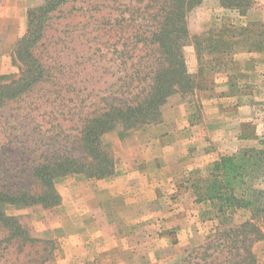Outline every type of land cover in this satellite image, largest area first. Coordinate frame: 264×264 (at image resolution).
<instances>
[{
    "label": "rangeland",
    "instance_id": "obj_1",
    "mask_svg": "<svg viewBox=\"0 0 264 264\" xmlns=\"http://www.w3.org/2000/svg\"><path fill=\"white\" fill-rule=\"evenodd\" d=\"M45 1L0 0V84H8L18 76L14 45L25 33L27 11ZM134 1H137V6L143 4L141 0H76L53 14L40 50L43 58L55 59L62 65L65 74L60 82L64 86L61 93L54 97L49 92L56 90V86L41 85L32 94L0 110V186L14 187L27 181L32 161L43 150L51 152L56 146L55 141L71 148L74 122L80 113L78 109L68 111L63 108L64 102L67 100L66 106L77 105L82 110L89 101H98L97 96L103 94L101 90L113 83L115 78L123 76L124 69L119 63L133 53L114 55L112 61L99 57L101 51L96 52L92 47L95 43V48L98 46L99 38H92L97 35V24L104 19L121 23V18L132 19L131 26L146 24L145 20L136 18L137 14L121 13L123 5ZM185 26L188 37L182 54L186 71L193 77L195 87L192 93L169 97L160 110L159 122L153 126L159 124L164 113L175 106L190 104L196 114L201 112L208 102L203 101L212 94L228 95L226 111L222 109L221 113L228 119L227 129L231 138L241 140L243 146L234 153L243 149L264 152V0H251V6L241 11L222 8L218 0H202L186 14ZM122 42L116 44L117 48L121 49ZM215 46L218 47L214 52L216 55H210L209 48L214 49ZM86 56L89 57L85 59ZM51 74L56 75L54 72ZM224 77L228 78L229 88L215 83V79L223 83ZM215 84L217 89L213 90ZM91 90L92 94L88 96ZM44 95L52 98L48 99L50 102L43 101ZM53 124H59L61 128L52 127ZM226 124L227 120L217 125V129H225ZM148 126L152 125L127 131L115 129L101 137L102 145L113 158L114 170L115 163L128 155L124 151L127 144H130L127 148L131 149L136 143L146 142L145 128ZM220 142L217 141V146L223 144L230 147L232 140ZM205 143L212 145V142ZM215 161L196 167L190 176L185 175L178 180L187 184L194 194L197 206L194 210H197L199 221H213L211 225L190 226L189 231H184V241L188 242H181L183 240L178 238L180 234L176 228L160 225L166 219L162 214H145L144 219L136 222L139 216L123 213L117 216V222L122 221L119 230L116 229L121 236L120 243L107 250L101 241L102 221L98 209L102 208L107 213L111 207L107 195L98 188L99 183L108 181L112 176L97 180L83 175H69L55 180V189L60 196L57 206L49 209L37 205L3 207L5 215L14 217L30 237L49 244L35 243L22 249L18 248V243L4 242L0 245V264H31L43 247L47 251L53 249L44 264H181L207 244L239 241L240 236H230L229 240L223 234L245 221H251L263 235L262 240L251 241L248 245L255 259L253 264H264V208L259 207L254 215L251 209L237 210L231 216L227 215L230 220L224 222L210 203L200 201L196 188L201 186V180L208 177ZM182 183L178 185L180 189L184 188ZM248 186L263 190L264 172ZM174 194L178 193L174 192L172 196ZM150 203L147 202L146 209H150ZM156 203L159 206V199ZM125 221L127 224L123 225ZM5 235L0 230V241ZM77 243L81 246H76ZM180 243L181 246L178 245ZM221 253L226 257L224 251Z\"/></svg>",
    "mask_w": 264,
    "mask_h": 264
},
{
    "label": "trees",
    "instance_id": "obj_2",
    "mask_svg": "<svg viewBox=\"0 0 264 264\" xmlns=\"http://www.w3.org/2000/svg\"><path fill=\"white\" fill-rule=\"evenodd\" d=\"M75 1L46 0L42 5L27 11L25 33L15 43L13 50L14 60L18 64V76L8 84H0V110L9 103L32 94L41 85L56 86V90L49 92L54 97L61 93L64 84H61L60 80H63L65 74L62 65L55 59L43 58L40 49L44 46V33L53 14ZM141 1L143 4L138 6L135 3L137 1L123 5L121 13L131 16L137 14L136 18L145 20L146 24L131 26L133 20L126 21L125 18L120 20L122 25L111 19H104L97 24V35L92 38H99L97 43L100 49L98 46L95 48L96 43L92 47L96 52L101 51L99 57L112 61L114 55H126L128 52L136 54L133 56L132 53L128 57L132 62L127 59L119 63L124 69L123 76L115 78L113 83L101 90L103 94L97 96L98 101H89L82 110L77 105L66 106L67 100L64 102L63 108L68 111L78 109L80 113L74 122L71 148L61 141H55L56 146L51 152L43 150L32 161L27 181L14 187L0 186V230L6 234L0 245L4 242H14L22 249L30 248L35 243L48 245V242L30 237L14 217L5 215L3 207L37 205L49 209L60 203L55 180L69 175H83L88 179L97 180L112 176L114 161L102 145L101 137L115 129L127 131L142 125L156 124L159 122L160 110L169 97L174 94H189L194 90L195 82L186 71L182 48L188 37L186 14L202 0ZM218 2L222 8L238 11L251 6V0ZM121 41L124 42L119 49L116 44ZM229 48L231 49V44ZM211 49L212 47L209 48V54L216 55L214 52L218 47ZM51 72L56 75L52 76ZM90 94L92 90L88 96ZM42 99L44 102H50L48 99L52 98L45 96ZM79 102L81 103V100ZM52 127L61 128L59 124H53ZM263 155L262 150L243 149L213 162L208 177L201 180V186L196 188L200 201L210 203L224 222L230 220L226 217L237 210L251 209L254 215L259 207L263 209L264 189L254 190L248 186L249 182L257 180L264 172ZM223 236L229 240L230 236L241 238L237 242H221L200 247V250L194 251V255L181 264L254 263L251 246L248 244L262 240L263 235L251 221H245L227 230ZM4 249L6 247L2 248ZM52 251V248L47 251L43 247L37 259L30 263L44 264ZM216 251L218 253L215 254ZM223 251L226 257L222 256ZM195 260L199 262H194Z\"/></svg>",
    "mask_w": 264,
    "mask_h": 264
},
{
    "label": "crops",
    "instance_id": "obj_3",
    "mask_svg": "<svg viewBox=\"0 0 264 264\" xmlns=\"http://www.w3.org/2000/svg\"><path fill=\"white\" fill-rule=\"evenodd\" d=\"M215 83L229 88L227 77H224L223 83L217 79ZM217 84L213 86V90L217 89ZM220 96L212 94V97H207L203 103L208 102L202 107L201 114H194L193 107L187 103L168 109L170 111L164 113L159 124L145 128L146 142L134 144L132 152L127 148L130 144L125 146L124 151L128 155L115 163L112 177L99 183V190L97 189L107 195L111 207L107 213L102 208L98 209L102 221L101 241L107 250L120 243L121 236L116 233V229L119 230L122 221L117 222V216L123 213L139 216L136 222L144 219L145 214H162L166 219L160 225L176 228L180 234L178 238L183 240L181 242H188L184 241L183 232L189 231L190 226L213 224V221H199L197 210H194L197 207L194 204V194L187 184L178 180L185 175L190 176L196 167L221 156L231 155L243 147L241 140L231 138V132L227 129L228 119L221 113L222 109L226 111L228 95ZM225 120L226 128L217 129V125L224 124ZM230 140V147L223 144L217 146V141L224 143ZM205 142H212V145ZM181 183L183 189L178 186ZM174 192L178 194L172 196ZM174 198L177 201L172 203ZM157 199L161 203L159 206L156 205ZM147 202H152L150 209H146ZM125 224L127 221L123 222ZM178 245L181 246L182 243ZM76 246L80 247L81 244L77 243Z\"/></svg>",
    "mask_w": 264,
    "mask_h": 264
}]
</instances>
